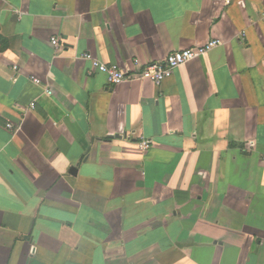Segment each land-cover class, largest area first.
<instances>
[{
  "label": "crops",
  "instance_id": "obj_1",
  "mask_svg": "<svg viewBox=\"0 0 264 264\" xmlns=\"http://www.w3.org/2000/svg\"><path fill=\"white\" fill-rule=\"evenodd\" d=\"M0 264H264V0H0Z\"/></svg>",
  "mask_w": 264,
  "mask_h": 264
},
{
  "label": "built area",
  "instance_id": "obj_2",
  "mask_svg": "<svg viewBox=\"0 0 264 264\" xmlns=\"http://www.w3.org/2000/svg\"><path fill=\"white\" fill-rule=\"evenodd\" d=\"M223 41L214 38L205 44L196 45L189 48L175 50L161 62H146L142 63L139 60L135 61V67L132 70H125L118 63H104L99 61L97 58L93 56L91 53H84L81 55L82 58L91 61L92 70L99 71L104 73L107 76L108 83L110 85H116L123 81L133 80V79H142L149 80L157 85H160L166 80L170 78L177 68L186 64L189 61H192L202 55L207 54L214 47L222 44ZM52 44L57 46L59 44L58 37H52ZM33 80L36 83H40V79L33 77ZM35 103H31V107L33 108ZM11 128L13 125L11 123L8 124ZM126 138L129 137L128 134L125 135ZM138 145L141 149L147 150L151 147L152 141L150 139H141L138 141Z\"/></svg>",
  "mask_w": 264,
  "mask_h": 264
},
{
  "label": "water",
  "instance_id": "obj_3",
  "mask_svg": "<svg viewBox=\"0 0 264 264\" xmlns=\"http://www.w3.org/2000/svg\"><path fill=\"white\" fill-rule=\"evenodd\" d=\"M120 136V135H119Z\"/></svg>",
  "mask_w": 264,
  "mask_h": 264
}]
</instances>
